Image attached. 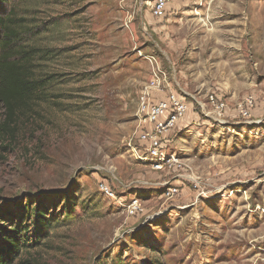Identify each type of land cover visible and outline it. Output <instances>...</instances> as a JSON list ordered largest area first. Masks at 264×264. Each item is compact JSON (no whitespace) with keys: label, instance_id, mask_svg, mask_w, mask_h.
Listing matches in <instances>:
<instances>
[{"label":"rangeland","instance_id":"obj_1","mask_svg":"<svg viewBox=\"0 0 264 264\" xmlns=\"http://www.w3.org/2000/svg\"><path fill=\"white\" fill-rule=\"evenodd\" d=\"M148 14L142 0L0 2L45 79L4 134L0 110L11 264H264V0ZM155 69L149 102L172 93L188 109L152 147Z\"/></svg>","mask_w":264,"mask_h":264},{"label":"trees","instance_id":"obj_2","mask_svg":"<svg viewBox=\"0 0 264 264\" xmlns=\"http://www.w3.org/2000/svg\"><path fill=\"white\" fill-rule=\"evenodd\" d=\"M15 21L13 18L0 17V29L4 32L1 42L3 52L0 55V110H4L7 117L1 126L3 134L11 131L10 123L17 120L19 113L32 110V105L40 98L39 88L45 80L35 79L33 50L23 51L17 46L20 33L14 25ZM36 214L41 229H50L43 213L36 211ZM20 234L19 228L11 225L9 231L0 234V264H11L18 255L21 249Z\"/></svg>","mask_w":264,"mask_h":264},{"label":"built area","instance_id":"obj_3","mask_svg":"<svg viewBox=\"0 0 264 264\" xmlns=\"http://www.w3.org/2000/svg\"><path fill=\"white\" fill-rule=\"evenodd\" d=\"M120 3H125L126 0H118ZM175 0H142L145 5V10H148L150 15L155 19L165 18L169 13V6ZM153 63V61L151 60ZM160 73L154 70V77L150 82L147 92L143 98L144 102L149 105L147 112V121L153 125V131L149 137L151 139L152 147H157L161 137L169 130L173 129L179 120H181L187 111V105L181 98L175 94H170L166 99L158 101L156 104L150 103V96L153 91L161 90ZM213 104H216L218 110H224L226 107L225 102H219L213 96L211 97ZM147 109L144 104V109L141 111L143 114Z\"/></svg>","mask_w":264,"mask_h":264},{"label":"crops","instance_id":"obj_4","mask_svg":"<svg viewBox=\"0 0 264 264\" xmlns=\"http://www.w3.org/2000/svg\"><path fill=\"white\" fill-rule=\"evenodd\" d=\"M129 6H130V5H129ZM146 14H147V13H146ZM148 15H150V14H148ZM150 16H151V15H150ZM145 17H146V19H147V16H145ZM153 19H155V18H153V17L151 16V17H149V19H147V20L149 21V23L152 24ZM153 23H156V22L154 21Z\"/></svg>","mask_w":264,"mask_h":264}]
</instances>
